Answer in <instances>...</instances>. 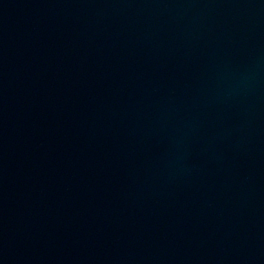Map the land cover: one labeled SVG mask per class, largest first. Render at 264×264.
Listing matches in <instances>:
<instances>
[{"label": "water", "instance_id": "obj_1", "mask_svg": "<svg viewBox=\"0 0 264 264\" xmlns=\"http://www.w3.org/2000/svg\"><path fill=\"white\" fill-rule=\"evenodd\" d=\"M0 264H264V0H0Z\"/></svg>", "mask_w": 264, "mask_h": 264}]
</instances>
